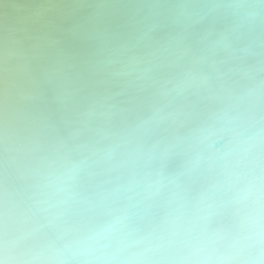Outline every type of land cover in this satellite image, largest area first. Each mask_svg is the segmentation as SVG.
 Segmentation results:
<instances>
[{
	"label": "bare ground",
	"instance_id": "obj_1",
	"mask_svg": "<svg viewBox=\"0 0 264 264\" xmlns=\"http://www.w3.org/2000/svg\"><path fill=\"white\" fill-rule=\"evenodd\" d=\"M178 1H183L185 10L196 3V0ZM241 1L212 0L211 8L202 10L200 16L195 12L194 20L184 28L175 26L173 14L159 23L161 15L146 11L139 21L144 31L128 38L122 46L125 51L122 63L116 66L134 77L139 70L158 63L152 90L154 99L138 109H129L125 105L129 103L122 100L116 103L113 113L101 111L94 104L91 107L88 102L83 106L87 86L74 89L58 70L47 68L54 57H44L40 37L38 42L24 49L10 31L0 35V52L11 50V61L16 52L19 55L14 63L0 71V115L18 107L19 101L38 87L46 68L48 78L54 80L55 91L60 93L59 98L64 97L68 102L54 113L50 110L42 121L41 115H36L41 121L39 124L32 125L28 120L21 122L16 118L12 124L19 131L16 140L22 142L20 147L14 139L17 131L7 141L6 134L0 136V145L3 142L5 147L9 145L4 153L1 152L0 165L4 160L8 163L9 159L22 170L19 178L11 183L13 188H8L0 177V264H55L54 256L43 254L45 242L55 241L60 248L63 242L37 211V186L45 158L56 153L81 161L83 176L91 173L84 184L85 208L91 205L96 209L98 224L103 226L110 219L109 210H120L132 217L128 229L108 237L109 243L98 246L87 261L65 253L75 264H106L108 261L112 264H215L219 260L217 255L180 254L184 228L174 211L176 198L187 199L191 190L203 184L201 180L210 179V185L215 183L211 180L215 171L205 166L192 174H200V177L179 182L176 187L175 177H181V173L170 161L163 140L164 131L148 126L149 121L143 120V113L149 107L156 121L163 123L169 111L166 109L173 107L191 82L198 78L205 82L203 77L212 70L216 71L219 81L215 88L209 84L206 90L222 101L234 82L230 80L227 89L228 80L219 68L230 62L239 63L237 69H241L235 71L239 81L246 85L239 86L237 91H244V97L207 104L199 117L186 113L185 119L176 121L173 127L182 134L189 124L195 126L193 132L184 134L192 135V140L193 133L199 130L209 134L223 131L224 135H230V120L264 108V42L248 40L247 35L237 33L232 27L238 23L242 31L251 30V20L257 11L264 10V0ZM241 5L249 10L241 17H229V11ZM180 14L187 13L181 11ZM166 23H169L167 28ZM173 29L171 34L166 33ZM239 38L246 44L243 59L236 54L237 44H241ZM155 44L158 49H154ZM179 45L184 48L182 51ZM176 60L179 65H173ZM132 84H137L136 77ZM100 92L96 89L89 97H98ZM188 108H193L190 103L184 106L185 110ZM179 112L176 110L177 114ZM147 136L152 139L148 140ZM247 137L248 134L243 137L244 141ZM192 140L183 147L185 151ZM180 144V136L173 138L169 149L178 150ZM126 150L133 151L128 164L122 163L116 168V159ZM256 151L255 146L245 145L246 159L257 155ZM221 178L214 179L217 182ZM206 188L202 186V191ZM214 207L202 210L200 220L211 217Z\"/></svg>",
	"mask_w": 264,
	"mask_h": 264
},
{
	"label": "water",
	"instance_id": "obj_2",
	"mask_svg": "<svg viewBox=\"0 0 264 264\" xmlns=\"http://www.w3.org/2000/svg\"><path fill=\"white\" fill-rule=\"evenodd\" d=\"M195 2L194 7L185 10L183 1L178 0H0V35L10 31L24 49L30 48L40 37L44 57L47 59L54 57L47 68L52 71L58 70L60 76L64 75L74 89L87 86L83 106L88 102L91 107L94 104L101 111L113 113L116 103L125 100V103H129L125 104L129 109H138L142 104L154 99L152 90L158 74V70H155L158 63L139 70L131 77L121 67L116 66L122 63L125 52L122 46L130 36H136L144 31L139 21L146 11L161 15L159 23L173 14L175 26L184 28L194 20L195 12L200 16L202 10H209L212 0ZM224 2L231 3V0ZM248 10L243 5L234 7L229 11V17H241ZM181 11L182 13L186 11L187 14H180ZM252 19L251 30L242 31L238 23L232 27L238 31L237 33L247 35L248 40L264 42V10L257 11ZM168 25L169 23H166L165 28ZM173 31L175 29L166 33L171 34ZM238 40L239 43L242 42L241 38ZM237 45L236 54L243 59L242 52L246 44L243 42ZM154 49H158L157 44L154 45ZM183 49L179 45V50ZM10 53L11 50L0 52V71L19 58L16 52L15 59L11 61ZM172 63L179 65L178 60ZM238 66L239 63L230 62L219 68L228 80L227 89L230 80L234 82L222 101H236L244 97V91H237L239 86L246 85L239 81L240 77L235 71L241 69H237ZM47 68L43 71L38 87L29 96L23 97L18 107L0 115V136L6 134L5 141L17 131L16 126L12 124L16 118L21 122L28 120L35 125L39 124L50 110L54 113L61 105H68L66 99L59 98L60 93L55 91L54 80L48 78ZM217 76L216 71L212 70L203 77L206 79L205 82L201 81L202 78L191 82L186 92L173 103V107L166 109L169 111L163 123L156 121L149 112V107L143 113V120L149 121L148 126L153 125L154 130L164 131V144L178 173L184 172L186 151L183 147L192 140V135L184 134L193 132L195 126L189 124L182 134L173 126L176 121L184 120L183 116L186 113L199 117L205 105L222 102L206 90L209 84L216 87L215 84L219 81ZM135 77L137 84L133 85ZM96 89L101 91L99 96L89 97ZM186 103H190L193 108L185 110ZM262 106L264 107V103ZM176 110H180L179 114ZM38 114L41 115V121L36 117ZM240 118L243 137L248 134L244 143L255 146L258 154L249 160L245 154L243 175L233 180L222 177L216 182L214 178H220V175L215 172L211 179L215 183L210 185L208 184L210 179L207 181L203 179L201 180L203 184L191 190L187 199L176 198L174 211L184 228V245L180 254L217 255L219 260L215 264H264V241L261 240L256 225L258 183L264 179V108L252 114H241ZM229 129L232 130L231 126ZM18 135L19 131L14 136L15 140ZM178 136L181 142L178 150L169 149L170 142ZM147 139L152 138L147 136ZM21 143L20 140H16L19 147ZM221 143L222 141H218L216 147L219 148ZM4 144L3 142L0 145V156L9 146L5 147ZM132 154L133 151L129 150L123 152L116 159V168L122 163L126 164ZM7 162L4 160L3 165H0V177L8 188H13L11 183L19 178L22 170L14 165L12 160L7 159ZM90 174L83 176V184L87 183L86 177ZM177 177L176 187L177 183L186 182L190 180L189 178H198L200 174L179 176V181ZM204 185L207 188L202 191ZM212 207L214 209L211 211V217L207 216L200 220L202 210L208 211ZM65 261L68 264H75L67 255Z\"/></svg>",
	"mask_w": 264,
	"mask_h": 264
},
{
	"label": "clouds",
	"instance_id": "obj_3",
	"mask_svg": "<svg viewBox=\"0 0 264 264\" xmlns=\"http://www.w3.org/2000/svg\"><path fill=\"white\" fill-rule=\"evenodd\" d=\"M240 121L241 118L236 117L228 122L232 131L227 137L223 131L219 134H209L203 130L194 132L185 153L184 172L180 175L191 176L205 166L226 180L243 175L245 143ZM218 141H222L219 148L216 147ZM83 174L81 161L59 153L45 158L40 173L37 211L63 242L62 248L57 247L55 241L45 242L43 254L54 256L55 264H65V253L87 261L98 246L109 243L108 237L124 232L132 221L126 212L109 210L107 214L110 219L103 226L98 224L96 209L91 205L85 208L87 197ZM176 179L179 181V176ZM258 195L256 225L264 241V179L258 183Z\"/></svg>",
	"mask_w": 264,
	"mask_h": 264
}]
</instances>
